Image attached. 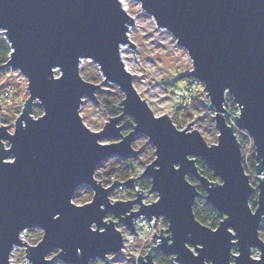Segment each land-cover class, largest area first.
<instances>
[{"label": "water", "instance_id": "obj_1", "mask_svg": "<svg viewBox=\"0 0 264 264\" xmlns=\"http://www.w3.org/2000/svg\"><path fill=\"white\" fill-rule=\"evenodd\" d=\"M134 1L188 53L192 69L186 77L204 87L217 142L209 145L193 121L177 129L168 115L154 116L139 96L121 55L123 45L135 47L127 33L133 19L121 0H0V29H7L0 33L11 49L0 70L18 71L28 92L13 130L0 125L5 148L0 145V264H12L10 255L19 247L27 264H87L89 257L108 264L124 246L117 225L135 234L139 216L162 217L167 227L160 228L166 235L154 232L157 244L149 243L137 264H156L157 252L169 257V264H264L257 230L264 218V0ZM83 61L98 68L99 84L81 77ZM103 84H114L123 94L116 106L121 113L108 117L101 130L90 131L79 109L83 98L99 104L96 92ZM226 96L237 105V114L226 109ZM35 104L42 109L36 118L31 114ZM125 116L130 120L121 123ZM126 127L130 130L124 133ZM235 129L251 138L256 188L244 171ZM138 135L147 138L155 157L137 178H149L146 193L156 200L145 203V192L137 190L135 198L112 202L113 190L133 189L137 178L103 186L95 170L114 157L136 161ZM113 138L118 140L100 143ZM197 159L215 180L199 173ZM82 185L92 190V200L76 205L72 193ZM198 186L221 218L215 229L194 217ZM255 191L252 210L248 200ZM55 212L61 215L53 220ZM29 229L42 231L34 245L21 238ZM250 244L259 259H249ZM231 247L238 248L231 249L229 260ZM52 251L57 252L48 258Z\"/></svg>", "mask_w": 264, "mask_h": 264}, {"label": "rangeland", "instance_id": "obj_2", "mask_svg": "<svg viewBox=\"0 0 264 264\" xmlns=\"http://www.w3.org/2000/svg\"><path fill=\"white\" fill-rule=\"evenodd\" d=\"M121 1L123 2L125 11H127V13L133 19V24L128 27L127 33L129 42L134 44L135 47H129L130 44H126L121 48L123 49L121 50V55L124 66L131 75L133 74V86L136 88L139 96L146 100L149 108L153 111L154 116H160L164 114L168 115L170 119H172L174 125L182 126L180 129H183L187 125V121L192 122L191 116L194 114L192 113L184 123L183 116L185 114L183 112L181 113L182 108L178 109V107L188 105L190 100L187 99V97L184 100H177L176 97L179 95L180 90L185 87L184 85L188 80L186 74L192 69V63L188 53H186L184 49L177 46V43L170 32L164 28L161 29L157 27L153 18L145 11H142L138 2L134 0ZM80 68H84L88 75L97 78L96 80L89 82L99 84L102 81V78L99 76L98 68L90 61H83L80 65ZM176 78L178 79L175 81V83H173L174 85L171 84V82H173V80ZM101 88L102 89L99 90V92H101L99 99L103 101H99V104L96 105L92 100L83 98L84 100L79 109L82 122L90 129V131L92 130L95 132L102 129L105 122L108 121V117L110 118L121 113V110L118 109L119 107L116 106H118V103L122 100L123 94H121L114 84H103ZM104 89H108V91ZM198 90L199 92L196 93L195 96L202 100L206 105V96H204L203 93V85L200 84ZM112 104H114L115 110L113 111V114L108 111L109 109L107 108V106ZM197 123L199 124L200 122L198 121ZM194 128L202 134L203 139L206 140L209 145L217 142V130L214 128V124L211 127H207L205 131H203L201 128L198 129L196 126H194ZM239 132L241 137L244 138L240 144L242 160L244 161L245 167L246 165L248 167V162L246 159H248L251 154L250 148L253 147L252 141L245 131ZM117 140L118 139L115 138L105 139L100 141V143H111ZM5 144L7 146V142ZM133 147L134 149L136 148L140 150V156L138 159H136L137 164L140 163L144 158H148V163L154 159L155 154H152L150 151L151 148L154 151V148L149 142H147L146 137L138 135L135 138ZM114 158L104 160L102 163H100L99 165L102 167L99 170L96 169L95 173L107 171L111 166L109 161ZM146 165L147 164L143 163L138 164L136 167V174L132 177L137 178ZM245 172L249 175V182H251L252 186L256 188L257 181L255 171L250 170L248 167L246 168ZM105 180L106 176H104V178L101 180L103 186H108L113 181H115L112 179V181L108 183ZM82 186L83 188L81 189ZM82 186L76 191L78 194L86 196L87 187L84 185ZM88 189L90 190V200L85 203H88L92 200L91 197L93 192L90 188ZM146 192L143 196L145 203L156 200L157 196L154 194L149 195ZM126 194L127 191H125L123 188H116L109 194V198L112 202H115L116 200H125L124 197ZM254 195L256 196L255 200H257L256 191ZM73 203L75 202L73 201ZM75 204L83 205L84 203ZM117 228L122 232L123 236L127 235L128 230H126L123 226L117 225ZM21 235L22 240L28 245H34L41 240L42 231L38 229H29L23 231ZM258 236H260L264 241V229H259ZM136 248L137 244L128 247L122 253L110 255V261L108 264H134L132 260L136 254ZM56 252L57 251H52L48 258H52ZM257 256L258 252L256 250L252 251V257L257 258ZM10 260L12 264H27L28 261L24 256V248H15L10 255ZM95 262L97 264H101V262L97 259ZM52 264L64 263L55 260L52 262Z\"/></svg>", "mask_w": 264, "mask_h": 264}, {"label": "trees", "instance_id": "obj_3", "mask_svg": "<svg viewBox=\"0 0 264 264\" xmlns=\"http://www.w3.org/2000/svg\"><path fill=\"white\" fill-rule=\"evenodd\" d=\"M11 49H9V45L5 41V38H3V35L0 33V67L2 64L6 63L8 60V55L10 54ZM80 74L84 80L87 82L89 81H94L97 78L88 75L84 68H81ZM179 78H185V77H179ZM175 80L171 82V84L175 83ZM174 85V84H173ZM100 93L101 92H96L97 94V100L100 102L103 100H100ZM28 92H27V81L25 80L24 76L20 75L18 71H10L9 68L1 69L0 70V125H5L8 126L9 129H13V122L16 119V117L19 115V113L22 110L23 102L27 98ZM184 100V99H183ZM184 102V101H183ZM189 105V106H188ZM188 105L178 107V109H181V112H183L185 115L183 116L184 120L183 122L185 123L187 118L192 113H197V112H202L206 111V114L204 117H201L199 120V124L197 123L195 126L198 129H202L203 131L206 130L207 127L213 126V117L211 114L213 112L211 111L210 113H207L208 108L204 104V102L200 99L197 98V96L191 98L190 103ZM225 106L226 109L230 111V115L237 114L238 108L237 106L233 103L231 98L229 96H226L225 98ZM112 114L114 113V104L107 106ZM120 110V108H118ZM31 114L33 115L34 118L42 115V109L38 104H35L31 110ZM206 118V119H205ZM124 120H130L128 117H124ZM227 122L230 121V116L226 117ZM176 126V125H175ZM182 126H176L177 129H180ZM130 130L129 127H126L124 132H128ZM235 133L237 135V138H239V144H241L242 140L244 139L241 137V134L238 130L235 129ZM251 149V154L248 157L247 162H248V167L250 170L255 171L254 167L256 165L255 159H254V149L253 147ZM151 153L154 154L152 148H151ZM148 158L142 159V161L138 164H147L148 163ZM111 164L110 168L107 171H103L102 173L96 172L94 174V177L97 178V180L101 181L104 176H106V182L110 183L113 180H119V181H126V179L132 177L133 175L136 174V167L138 166L137 161H131L127 159H120L115 157L114 159L109 161ZM196 164L198 167L199 173L203 174L206 176L209 180H215L213 177L212 172L210 169L207 167L206 163L204 161H201L200 159L196 160ZM244 171L246 170L247 165L245 167L244 161L242 162ZM102 166L98 165L97 170H99ZM187 180L191 183H196L195 179L192 176H187ZM149 178H140L137 179L134 183L135 187H138L141 191H148L149 189ZM83 186L81 187V189ZM80 189V190H81ZM87 190V195H80L76 191L74 194L72 200L77 203V204H83L87 201L90 200V190L86 188ZM134 188L131 189L130 191H127L126 196L124 199L129 198L132 193L134 192ZM198 192L199 196L196 197V199L193 202V214L194 217L197 219L198 222H200L202 225H205L211 229H215L219 222L221 221L220 216H218V213L213 207L208 205V203L205 201V194L204 191L200 189L198 186ZM255 195L252 194L249 197L248 203L250 204V207L252 210L256 208V200H255ZM108 219H113L112 216L108 215L106 216ZM165 225H167V222L165 221ZM153 261L156 264H169V258L165 256L164 254L157 252L154 253L153 255ZM92 264H97L95 261H92Z\"/></svg>", "mask_w": 264, "mask_h": 264}, {"label": "built area", "instance_id": "obj_4", "mask_svg": "<svg viewBox=\"0 0 264 264\" xmlns=\"http://www.w3.org/2000/svg\"><path fill=\"white\" fill-rule=\"evenodd\" d=\"M198 84L200 85L199 81H197L193 78H188L186 84L184 85L185 87L183 89H181L179 95L176 96L177 100L186 99V97H187V99L191 100V98L195 97V94L199 92V90H198L199 85ZM203 93L205 96L204 87H203ZM205 101H207V98ZM211 111L212 110L208 109L207 113H210ZM205 114H206V111L192 114L191 118L193 121V128H194L195 124L200 120V118L204 117ZM188 122L189 121H187V124H188ZM137 190H139V188L135 187V191H137ZM153 223H154V225H153ZM134 226H135L136 233L132 234L128 230L127 235L123 236L124 246H123L122 250L119 251V253H122L128 247H131V246L137 244L136 254L134 255V258L132 260V262L134 264H137L136 258L140 254H146L148 252L147 250L150 248L149 243L151 245L157 244V240L155 239V237H152L154 232H155L156 236H159L160 233L162 235H165L166 234L165 231L161 232V229L166 230V227L163 224V218H161V217L159 219L152 218L150 220H147L142 216H139L137 219L134 220Z\"/></svg>", "mask_w": 264, "mask_h": 264}, {"label": "clouds", "instance_id": "obj_5", "mask_svg": "<svg viewBox=\"0 0 264 264\" xmlns=\"http://www.w3.org/2000/svg\"><path fill=\"white\" fill-rule=\"evenodd\" d=\"M6 31H7V29H0V32H6ZM14 51H15V49H14ZM242 107L244 108V105H243V104H242ZM43 117H45V116H43ZM41 118H42V117H39V118H37V119H35V120H32V121H33V122H36V121H39ZM27 126H28V124H27L24 128H27ZM0 145H2V144H0ZM2 146H3V145H2ZM12 147H13L12 144L9 145V148H10V149H11ZM3 149L5 150L4 146H3ZM3 160H4V158H3ZM75 189H76V187H75ZM75 189L73 190L72 195L75 194ZM70 197H71V196H70ZM70 197H69V199H68V203H69L70 205H72L71 202H70ZM60 215H61L60 212H55V214L52 216V219H53V220L59 219ZM260 224H261V226L258 227L257 230H259V229H264V218H261ZM189 235H191V234H189ZM199 244H200V243H199ZM252 247H253L252 244L248 245V257H249L250 260H252V259H251V255H252ZM57 248H60V249L63 251V249H62L61 247H57ZM237 248H238V247H237ZM231 249H232V247L229 248V255H230V257H231L229 260L232 259V256H231ZM76 252H77L78 255H81V254H82V251H81L80 248H77V249H76ZM105 252H106V251H105ZM94 258H95V257H89L88 260H87V264H92V261H93ZM257 259H259V257H257ZM252 261H253V260H252ZM68 264H71V262H68Z\"/></svg>", "mask_w": 264, "mask_h": 264}, {"label": "flooded vegetation", "instance_id": "obj_6", "mask_svg": "<svg viewBox=\"0 0 264 264\" xmlns=\"http://www.w3.org/2000/svg\"><path fill=\"white\" fill-rule=\"evenodd\" d=\"M126 117V116H125ZM125 120H124V118H123V120L121 121V123H123ZM9 128V127H8ZM10 131H12L11 129H9ZM125 130V129H124ZM124 132V131H123ZM124 133H127V132H124ZM138 179V178H137ZM147 179V178H146ZM125 191H130L131 189H124ZM134 190H135V188H134ZM139 191H141L140 189H139ZM132 193V195L129 197V198H126V199H131V198H135L134 197V194H135V191L134 192H131ZM254 194V193H253ZM150 195V194H149ZM162 218V217H161ZM165 219L163 218V224L165 225ZM165 227H167V225H165ZM126 229V228H125ZM127 230V229H126ZM166 235V234H165ZM142 255H145V254H142ZM140 256V255H139ZM169 258V257H168ZM170 259V258H169Z\"/></svg>", "mask_w": 264, "mask_h": 264}, {"label": "snow or ice", "instance_id": "obj_7", "mask_svg": "<svg viewBox=\"0 0 264 264\" xmlns=\"http://www.w3.org/2000/svg\"><path fill=\"white\" fill-rule=\"evenodd\" d=\"M4 164H12V162H8V163H5V162H3ZM226 221H227V219H226ZM233 228H235L234 226H232ZM228 231H231V229H228V227L226 228ZM236 229V228H235ZM211 233H216V232H214V231H211ZM236 235L238 236V234H237V230H236ZM232 241V240H231ZM200 244H202V245H204L203 243H200ZM233 245H237V244H234V243H232ZM232 248H237V247H232ZM203 250V249H202ZM235 255H237V256H241V251L239 252V253H236Z\"/></svg>", "mask_w": 264, "mask_h": 264}, {"label": "bare ground", "instance_id": "obj_8", "mask_svg": "<svg viewBox=\"0 0 264 264\" xmlns=\"http://www.w3.org/2000/svg\"><path fill=\"white\" fill-rule=\"evenodd\" d=\"M121 50H123V49H121Z\"/></svg>", "mask_w": 264, "mask_h": 264}]
</instances>
